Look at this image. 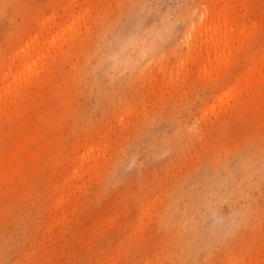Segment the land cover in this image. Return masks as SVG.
<instances>
[{"label":"rangeland","instance_id":"374dc122","mask_svg":"<svg viewBox=\"0 0 264 264\" xmlns=\"http://www.w3.org/2000/svg\"><path fill=\"white\" fill-rule=\"evenodd\" d=\"M0 264H264V0H0Z\"/></svg>","mask_w":264,"mask_h":264},{"label":"bare ground","instance_id":"6f19581e","mask_svg":"<svg viewBox=\"0 0 264 264\" xmlns=\"http://www.w3.org/2000/svg\"><path fill=\"white\" fill-rule=\"evenodd\" d=\"M227 10L228 9L224 10V8L222 7L221 12H217V13H219L218 15L220 17H223V21H219L216 18L215 20L211 21L210 24H208L203 20V18L206 19L208 17V14L212 11V7H206L203 10V13L201 14V19H199V21L196 23V25L193 29L194 35L200 34L201 40L200 39L199 40L202 42V43L200 42L201 43L200 45L205 44V49H206L205 58L207 59L206 61H212V60L216 59L217 56L219 55V53L222 50H224V47H226L230 41L228 33H229V30L231 29V27H230L231 25L229 26V16L227 14L228 13ZM212 16H215V15H212ZM219 16H217V17H219ZM224 32H226L225 35L223 34ZM196 39H197V43H198L197 36H196ZM26 47H28V46H26ZM33 49L35 50V52H37V57L40 56L39 60H42L43 59V49H42L41 42L37 41L36 47L34 46ZM32 62L33 61H31V60H29V62H25L24 64H22L17 69V71L15 70L16 71L15 73L11 70V68H9V73L10 74L14 73L13 74L15 77L14 82L19 81L18 79H20L28 71H30V72L33 71V66H31ZM8 86H10V85H8ZM2 94H4V92Z\"/></svg>","mask_w":264,"mask_h":264}]
</instances>
